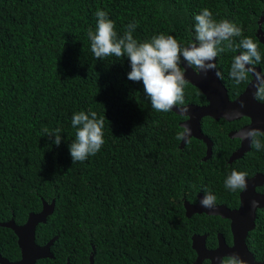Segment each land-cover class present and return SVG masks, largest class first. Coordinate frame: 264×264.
Wrapping results in <instances>:
<instances>
[{
  "label": "trees",
  "instance_id": "trees-1",
  "mask_svg": "<svg viewBox=\"0 0 264 264\" xmlns=\"http://www.w3.org/2000/svg\"><path fill=\"white\" fill-rule=\"evenodd\" d=\"M205 7L217 22L227 19L242 29L234 44L253 38L264 61L256 36L264 0H0V222L13 218L22 224L43 201L54 199L53 211L35 230L38 245L55 237L53 256L35 264H88L93 247L94 264H192L193 234H207L208 247L216 246L218 233L231 240L229 219L187 216L184 200L209 192L216 203L236 207L239 190L225 188L231 171L264 173V149L251 146L228 162L239 140L227 132L249 119L203 118L201 130L213 142L204 160L202 140L191 136L180 147L182 116L155 111L143 82L128 79L130 58H95L87 35L89 28L96 30L97 10H104L118 36L135 22L138 43L163 33L185 45L194 41V16ZM261 26L264 31V21ZM237 52L217 57L230 99L248 84L229 78ZM184 100L206 99L187 83ZM79 111L105 117V143L73 164L71 120ZM45 128L61 130L59 145L55 134L44 135ZM257 189L264 191V185ZM245 241L255 259L264 261V208L256 211ZM0 254L20 257L16 235L2 226Z\"/></svg>",
  "mask_w": 264,
  "mask_h": 264
},
{
  "label": "clouds",
  "instance_id": "clouds-1",
  "mask_svg": "<svg viewBox=\"0 0 264 264\" xmlns=\"http://www.w3.org/2000/svg\"><path fill=\"white\" fill-rule=\"evenodd\" d=\"M95 16L97 17L96 30L93 31L89 28L87 33L95 58L113 55L123 58L127 55L131 63L128 79L143 82L144 92L155 111L167 113L175 106L180 109L182 114L188 113V107L185 106L184 100L188 80L185 76L186 67H182V63L186 62V65L194 69L197 75L206 76L209 71L215 70V76L223 80L224 76L217 65L216 58L226 50L232 52L240 50V54L233 57L228 73L229 78L236 85H240L242 82L252 84L255 88L254 99L264 103V71H258L256 67L264 65L258 43L251 37H244L238 44H234L232 38L241 36L242 29L227 19L217 22L213 19V13L209 8L205 7L202 12L194 16L195 38L194 41L185 45L179 43L174 36L163 33L153 36L150 41L138 43L133 37V32L137 27L135 22L129 23L125 33L118 36L115 22L109 18L106 11L97 10ZM261 25L262 22L258 23L257 30L259 26L262 29ZM244 106V102L241 101L240 107ZM239 115L238 110L228 112L223 116V119L235 118ZM71 124L76 129L75 140L70 144V155L74 164L83 162L89 156L100 151L105 143V117L98 118L95 111H79L73 115ZM182 128L183 130L177 133L176 139L188 142L192 130L187 125ZM43 133L50 139L55 134L53 142L56 145L61 143L59 128L54 131L45 128ZM235 138L250 140L252 148L256 151L264 149V141H262L264 130L260 128L240 129ZM247 177V172L233 169L225 180V188L232 192L246 190L248 187ZM200 204L205 208H213L216 204L215 195L206 192L200 200ZM258 204L257 200L251 201L252 208H258ZM205 235L207 237V234ZM206 247L210 248L207 245ZM195 255L197 256L196 251ZM218 259H220V264H248V261L242 258L238 252ZM205 260H207V264L210 263L208 258L203 259L201 263Z\"/></svg>",
  "mask_w": 264,
  "mask_h": 264
},
{
  "label": "water",
  "instance_id": "water-1",
  "mask_svg": "<svg viewBox=\"0 0 264 264\" xmlns=\"http://www.w3.org/2000/svg\"><path fill=\"white\" fill-rule=\"evenodd\" d=\"M262 20L263 17H261L259 21ZM256 36L259 42L264 45V31L260 26ZM182 67H186L185 76L188 83L192 84L203 93L207 103L203 105L185 104V106L188 107V113L182 114L180 109L175 106L173 111L179 115L188 116L184 122L180 123V126H189L192 130L190 136L205 142L206 154L204 159L210 156V147L212 144L211 140L201 130L200 120L204 116L220 119L223 118L226 113L238 110L240 112L238 117H229V119L225 120L232 121L241 117H247L249 118L248 123L238 130L251 127L264 130V103L254 99L253 93L255 92V88L252 84L248 83L243 92L231 100L225 85L215 76V70L209 71L205 76L203 74L197 75L194 69L186 65V62L182 63ZM256 67L258 71H261L260 67ZM241 101H243L245 105L243 108L240 107ZM238 130L230 132L229 136L236 137ZM185 142L184 140H180V147H183ZM250 145V140H240L239 147L230 154L228 162L240 158L250 149ZM258 177L260 180H256ZM263 181L264 175L259 173L247 178L248 187L246 190H240L239 203L233 208L225 204H215L211 209L202 207L200 204V200L204 197L202 193H198L195 203H191L187 200L184 201V208L187 216H191L193 213H206L229 219L232 237V244L227 245L222 234L218 233L217 246L215 248H207L205 244L206 235L193 234L191 236L192 247L197 253L193 264H200L205 258L210 260L209 264H220V259L218 258H223L224 256L237 252L240 253L242 258L248 261V264H264V261L255 259L245 241L248 232L254 227L256 211L260 208H264V193L258 192L255 188L261 185ZM252 200L259 201L258 208L251 207ZM54 204V199L49 203L43 201L41 210L36 213H30L26 221L22 224H17L13 218L0 222V226L13 230L20 249V257L16 260H9L0 254V264H35L38 259L50 258L53 256L50 248L55 237L51 238L43 245H38L35 241V230L39 223L45 222L46 217L53 211ZM94 251L95 249L93 247L89 255L88 264H94Z\"/></svg>",
  "mask_w": 264,
  "mask_h": 264
},
{
  "label": "flooded vegetation",
  "instance_id": "flooded-vegetation-1",
  "mask_svg": "<svg viewBox=\"0 0 264 264\" xmlns=\"http://www.w3.org/2000/svg\"><path fill=\"white\" fill-rule=\"evenodd\" d=\"M261 17H263V20H262V21H259ZM260 18H259V20H258V23H261V22L264 21V15L260 16ZM256 31H257V29H256ZM237 54H240V52H237L236 55H237ZM258 67H259V66H258ZM251 79H252V78H251ZM221 82H222V81H221ZM248 83H249V82H248ZM242 92H243V91H242ZM242 92H241V93H242ZM238 95H239V94H238ZM238 95H237V96H238ZM237 96H236V97H237ZM236 97H234V98H236ZM229 98H230V97H229ZM234 98H233V99H234ZM231 100H232V99H231ZM206 103H207V101L205 100L204 103H201V104H198V105H203V104H206ZM186 104H189V103H186ZM191 104H194V103H191ZM181 116H182V119L179 121V124H180L181 122H184V121L188 118V116H183V115H181ZM205 117H208V116H204V117H202L201 120H200V123H201L202 119L205 118ZM248 119H249V118H248ZM247 123H248V122H247ZM247 123H246V124H247ZM244 125H245V124H244ZM200 126H201V125H200ZM242 126H243V125H242ZM242 126H241V127H242ZM241 127H240V128H241ZM238 129H239V128H238ZM238 129H236V130H238ZM232 131H235V130H229V131L227 132V133H228V136H229V133L232 132ZM206 136H207V135H206ZM190 137H191V136H190ZM190 137H189V138H190ZM192 137H193V136H192ZM207 137H208V136H207ZM229 137H230V136H229ZM189 138H188V139H189ZM208 138H209V137H208ZM230 138H235V137H230ZM209 139H210V138H209ZM210 140H211V139H210ZM211 142H212V140H211ZM239 145H240V140H239V144H238L237 148L239 147ZM183 146H184V145H183ZM212 146H213V142H212L211 147H210V149H211V154H212ZM237 148H236V149H237ZM250 148H251V145H250ZM236 149H235V150H236ZM235 150H234V151H235ZM249 150H250V149H249ZM249 150H248V151H249ZM205 154H206V151H205ZM211 154H210V156H209L208 158H206V159H209V158L211 157ZM204 156H205V155H204ZM203 159H204V157H203ZM206 159H204V160H206ZM258 173L261 174V175H264L263 171L256 172L255 174H258ZM255 174H253V175H255ZM253 175H251V176H253ZM251 176H248L247 178H249V177H251ZM256 180H260V178L258 177ZM263 185H264V181H263V183H262L261 185H258V186L255 187L256 190H257L258 192L264 193V191H259V190L257 189V188H259V187H261V186H263ZM239 192H240V190H239ZM203 195H204V194H203ZM184 201H185V200H184ZM196 201H197V200H196ZM196 201L191 202V203H195ZM216 204H225V203H216ZM225 205H226V204H225ZM232 208H233V207H232ZM221 234H222V233H221ZM222 236L224 237L225 242H226L227 245H231V244H232V237H231V240L229 241V240H226V238H225V236H224L223 234H222ZM210 248H212V247H210Z\"/></svg>",
  "mask_w": 264,
  "mask_h": 264
}]
</instances>
